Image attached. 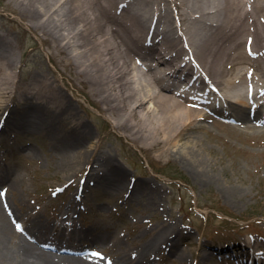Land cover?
I'll return each instance as SVG.
<instances>
[{
	"label": "bare ground",
	"instance_id": "bare-ground-1",
	"mask_svg": "<svg viewBox=\"0 0 264 264\" xmlns=\"http://www.w3.org/2000/svg\"><path fill=\"white\" fill-rule=\"evenodd\" d=\"M15 1L22 18L41 33L51 55L57 56L60 64L74 72L76 80L98 95L104 113L118 117L120 129L134 137L152 138L155 144L166 146L183 140L184 133L193 129L192 124L204 118L203 111L215 104L212 90L227 93L232 105H239L241 109L247 107L243 92L249 88L239 85L244 82L240 73V81L232 84L225 79L226 84H222L221 77L229 74L225 69L226 63L229 67L226 61L259 67L264 64V55L261 56L264 49L259 50L264 47V44L261 46V42L264 43L262 0H253L255 3L249 0V11L245 9L246 0ZM169 3L176 7L175 20L164 8ZM250 36L254 37V45L248 41ZM2 44L8 46L5 40ZM75 45L80 50L77 54L80 62L74 58ZM251 51L256 54L254 60L247 56ZM12 67L11 57L0 54V98L8 97L0 100V187L3 184L14 189L23 187L22 175L9 173L7 158L15 155L8 154L7 149L2 151L6 146L13 147L7 137L16 138L37 130L50 139L51 158L67 180L81 171L86 172L81 181L83 186L77 190L79 200L86 198L94 186L117 195L126 193L124 197L131 201L142 202L148 198L147 182L132 185L127 181V173L112 160L94 159V151L87 146V134L81 133L85 125L75 121L69 101L64 100L53 84L55 80L34 78L17 96V86L14 88V83L9 81ZM135 70H143L144 81L136 82ZM248 73L249 69L245 76ZM262 76L260 81L254 79L259 82L258 86H264V72ZM37 97L46 101H34ZM48 101L55 106L49 113L46 112ZM24 102L30 104L24 105ZM149 102L153 104L148 106ZM262 106L264 109V104ZM239 116L241 120H250L246 114ZM139 118L141 122L136 123ZM253 120L263 119L256 115ZM188 161L196 171L202 170L192 155ZM154 192L151 189L152 195ZM8 196L4 188H0V264H106L89 255L61 253L67 248L66 241L70 237L82 239L88 234L87 227H77L63 210L56 211L45 223L31 220L22 231L17 230V214L11 209ZM51 226L61 227V238L48 237ZM172 229L164 228L152 237L147 248H169L170 254L184 256V252L177 255L176 249L173 250L180 241ZM108 236L93 237L91 243L109 242ZM47 245L54 249H46ZM250 245L257 249L261 243L254 240ZM135 247L136 253L122 254L123 264H153L152 252L140 245ZM258 258L264 259V252L260 251Z\"/></svg>",
	"mask_w": 264,
	"mask_h": 264
},
{
	"label": "rangeland",
	"instance_id": "rangeland-1",
	"mask_svg": "<svg viewBox=\"0 0 264 264\" xmlns=\"http://www.w3.org/2000/svg\"><path fill=\"white\" fill-rule=\"evenodd\" d=\"M246 1L245 9L249 11V0ZM168 5L164 8L175 20L176 7ZM177 24L175 22L174 26ZM253 36L248 41L254 45ZM4 40L7 47L2 44ZM72 51L75 61L80 62L77 55L80 50L76 45ZM0 54L12 59L9 81L14 83V88L17 86V96L34 78L55 80L53 84L64 100L69 101L75 121L85 125L81 133L86 132L87 146L94 151V159L112 160L127 173V181L132 185L138 181L147 182L149 188L148 198L142 202L126 199V193H108L95 186L86 198L79 200L77 190L83 186L81 181L86 172L81 171L67 180L51 158L47 136L36 130L16 138L7 137L8 144L13 147L6 146L2 151L7 149L8 154L15 155L7 158L9 173L13 171L24 178L23 187L14 189L5 184L0 187L9 195V205L17 214L15 226L24 229L31 220L45 223L56 211L63 210L77 227L88 228L84 238L72 236L67 244L99 250L98 254L105 257L103 261L107 264L118 260L123 264L122 254L136 253L135 245L152 252L153 264H224L218 257L221 253L217 254L224 253L222 241L226 245H236L247 240L249 235L264 238V119L253 120L256 115L262 119L261 113H264V86L254 81L263 79L264 64L259 67L226 61L229 67L226 63L225 69L229 74L221 75L222 84H226L225 79L232 84L240 81V73L244 82L239 85L249 88L243 92L247 107L241 109L239 105H232L229 95L224 96L221 110L214 113L206 108L202 113L204 118L192 124L193 129L184 133L183 140L164 146L155 144L152 138L134 137L120 129L121 120L104 113L98 95L76 80L74 72L60 64L57 56L51 55L41 33L32 29L20 15L15 0H0ZM247 56L254 60L256 54L251 51ZM134 75L136 82L144 81L143 70H135ZM35 84L33 88L37 89ZM34 101L46 100L37 97ZM8 102L11 106V100ZM26 102L22 104H30ZM48 103L47 113L55 108L50 101ZM152 104L149 102L148 106ZM241 113L250 116V120H241ZM140 122V118L136 119V123ZM57 127L63 130L60 125ZM190 155L202 170L196 171L190 166ZM70 182L72 185L68 187ZM62 187L64 190L60 193ZM151 189L155 190L154 195ZM169 227L180 241L173 250L176 249L177 255L184 252V256L170 254L169 248H147L152 237ZM60 230L61 227L51 226L48 237L61 238ZM102 236H108L109 242L91 243L93 237Z\"/></svg>",
	"mask_w": 264,
	"mask_h": 264
}]
</instances>
